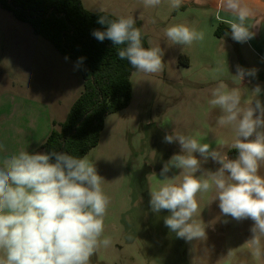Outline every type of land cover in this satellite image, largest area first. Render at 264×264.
Segmentation results:
<instances>
[{"label": "rangeland", "instance_id": "rangeland-1", "mask_svg": "<svg viewBox=\"0 0 264 264\" xmlns=\"http://www.w3.org/2000/svg\"><path fill=\"white\" fill-rule=\"evenodd\" d=\"M82 2L94 13L131 15L136 21L142 20L149 46H160L164 51L161 72L133 73L129 107L107 117L99 144L86 155L104 179L102 188L110 198L101 239L110 237L111 243L107 247L101 245L90 264H264V237L257 255L250 241L254 222L251 219L238 222L223 215L214 189L196 196L199 210L194 219L204 223L205 240L178 238L164 223L170 213L167 210L154 213L150 207V191L168 182L160 175L161 169L173 154L181 151L178 141H164L166 134H173L175 130L201 143H209L210 150L220 151L229 159L238 156L232 153L236 149L231 148L234 129L217 123L222 112L210 104L211 90L221 83L229 90L239 88L243 106L259 85L261 93L257 98L264 105V20L254 22L256 25L250 30L255 35L245 42H237L228 33L211 40L209 28H198L190 19L170 20L164 16L162 12L166 8L163 7L169 4L145 7L142 0ZM180 23L187 26L193 23L191 27L203 31L205 38L190 46L170 45L164 29ZM65 57L49 42L33 34L28 24L17 21L0 8V145L3 146L0 166L4 158L22 150L36 149L41 153L38 143L48 123L51 125L50 118L63 122L83 92L82 75L74 70L76 62ZM186 61L188 65L181 64ZM64 63H68L64 70L68 81L56 83L49 70L53 67L52 70L62 75ZM237 66L255 69V75L245 76L239 82L233 77ZM45 101L50 102L51 110ZM194 155L201 162L197 176L220 167L211 157L205 160L199 152ZM181 171L172 168L167 178L175 177L179 182ZM260 174L264 175V164Z\"/></svg>", "mask_w": 264, "mask_h": 264}, {"label": "clouds", "instance_id": "clouds-1", "mask_svg": "<svg viewBox=\"0 0 264 264\" xmlns=\"http://www.w3.org/2000/svg\"><path fill=\"white\" fill-rule=\"evenodd\" d=\"M182 2L169 0L174 9ZM142 3L145 7H156L162 0H142ZM220 11L235 18L223 20L231 28L234 40L245 42L254 37L250 29L256 24L247 23L254 12L243 0H220L217 19L221 18ZM97 23L107 25L106 30H94L92 35L101 42L108 39L114 46L126 45L118 50L117 56L127 60L135 71L155 74L163 70L164 51L160 46L144 47L142 30L133 16L108 19L102 15ZM164 35L170 45L190 46L205 38L203 31L183 23L166 27ZM68 59L66 56L65 60ZM84 59L78 58L74 70H79ZM254 75L255 69L237 66L233 77L241 82L245 76ZM251 93L252 97L242 106L239 88L229 90L221 83L211 90L210 104L222 112L218 125L231 126L235 131L231 145L238 150L235 159L210 150L209 143H201L193 136L175 130L165 135L164 141H178L181 151L173 154L161 169L160 175L168 182L150 191V207L154 213L161 210L170 213L164 223L178 238L206 239L204 223L194 219L199 210L196 196L214 189L223 215L238 222L246 219L254 222L250 241L256 254H260L264 237V175L260 174L264 164V105L257 98L261 93L259 85ZM253 136L254 139H249ZM195 152L205 160L211 157L220 167L197 176L201 162ZM172 168L182 170L179 182L175 177L167 178ZM103 181L86 156L22 150L4 158L0 166V264H90L100 246L111 243L110 237L101 239L110 204L102 188Z\"/></svg>", "mask_w": 264, "mask_h": 264}, {"label": "trees", "instance_id": "trees-1", "mask_svg": "<svg viewBox=\"0 0 264 264\" xmlns=\"http://www.w3.org/2000/svg\"><path fill=\"white\" fill-rule=\"evenodd\" d=\"M0 8L28 24L33 34L49 42L61 55L75 62L85 58L79 68L83 92L66 119L53 122L50 134L38 150L86 156L99 144L107 117L129 107L132 100L131 78L136 71L127 60L117 56L118 50L126 45L114 46L112 41L101 42L92 35L94 30H106L107 25L97 23L102 15L108 19L117 17L108 12H91L82 0H0ZM136 26L142 30L144 47H150L141 21H136ZM226 33L232 35L231 29L223 25L215 31L217 37ZM232 153L238 155V150Z\"/></svg>", "mask_w": 264, "mask_h": 264}, {"label": "crops", "instance_id": "crops-1", "mask_svg": "<svg viewBox=\"0 0 264 264\" xmlns=\"http://www.w3.org/2000/svg\"><path fill=\"white\" fill-rule=\"evenodd\" d=\"M243 2L247 6H249L254 12V15L249 19V21L253 22L252 25H254V22H258L259 19L264 20V0H243ZM166 4L170 5L169 0H162V3L158 6L161 7V6H164ZM219 5H220V0H183L181 6L178 9H174L171 6H164L163 8H166V11L162 12V14H164V16H166V17H169L170 20L171 19H181V20L182 19H186V20L190 19V21L196 22L195 26H197L198 28L201 26H204L206 29L209 28V33H210L209 36L211 35V40H212L213 37H215V39L219 38V37H216L215 31L218 28L220 23H222L223 26L229 27L226 23L223 22L224 19H235L234 17H232V15L230 13L225 12V11H220V14H224V17L217 19L216 13H217V11H219ZM137 21H141L142 25L144 26V23L142 20H137ZM247 23H248V21H247ZM192 24L189 27H191ZM177 56L179 57V54ZM180 56L189 57V55L182 54V53H180ZM67 66H68V63H64V66L61 67L62 68V75H59V73L55 69L52 70L53 67L50 68L49 71H51V72L49 74H52V78L56 79V83H58V82L63 83V82L68 81V79H66L64 76V74H65L64 70L67 68ZM61 78H63V79H61ZM44 103L46 104V107L50 108V110H51L50 102L45 101ZM18 110L21 112V110H22L21 105L18 106ZM54 121L59 122L58 120L54 119V117H53V119L50 118L51 125H49V123H48L47 129H46L45 133L43 134V137L40 140V143H38L39 147L44 143V141L47 139L48 135L50 134ZM20 126H22V125L20 124ZM24 129H25V131L28 130V128H24ZM29 130H30L29 131L30 133L33 132V131H31L32 130L31 128H29ZM18 133H21V132L18 131ZM35 135H36V133L34 134V136ZM2 141H5V139L3 138ZM34 150H36V149H34ZM33 151L31 149L27 152L32 153Z\"/></svg>", "mask_w": 264, "mask_h": 264}]
</instances>
